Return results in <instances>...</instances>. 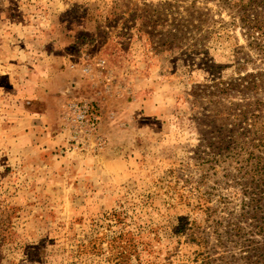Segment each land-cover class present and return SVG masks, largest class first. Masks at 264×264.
I'll return each instance as SVG.
<instances>
[{
	"label": "rangeland",
	"instance_id": "1",
	"mask_svg": "<svg viewBox=\"0 0 264 264\" xmlns=\"http://www.w3.org/2000/svg\"><path fill=\"white\" fill-rule=\"evenodd\" d=\"M0 264H264V0H0Z\"/></svg>",
	"mask_w": 264,
	"mask_h": 264
},
{
	"label": "built area",
	"instance_id": "2",
	"mask_svg": "<svg viewBox=\"0 0 264 264\" xmlns=\"http://www.w3.org/2000/svg\"><path fill=\"white\" fill-rule=\"evenodd\" d=\"M68 117L73 125L87 133H94L99 126V114L91 103L75 102L67 106Z\"/></svg>",
	"mask_w": 264,
	"mask_h": 264
},
{
	"label": "crops",
	"instance_id": "3",
	"mask_svg": "<svg viewBox=\"0 0 264 264\" xmlns=\"http://www.w3.org/2000/svg\"><path fill=\"white\" fill-rule=\"evenodd\" d=\"M22 131V130H21ZM11 130H10V126L9 123L4 121V119H2V138L9 135L7 138L8 140L14 138V136H11ZM22 133H19V135L21 136ZM26 134V131H24V133L22 135Z\"/></svg>",
	"mask_w": 264,
	"mask_h": 264
}]
</instances>
